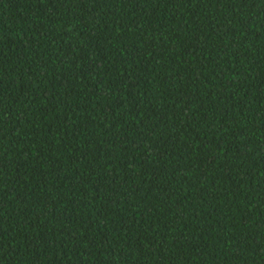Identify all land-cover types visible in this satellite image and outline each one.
<instances>
[{
    "label": "trees",
    "instance_id": "obj_1",
    "mask_svg": "<svg viewBox=\"0 0 264 264\" xmlns=\"http://www.w3.org/2000/svg\"><path fill=\"white\" fill-rule=\"evenodd\" d=\"M0 264H264V0H0Z\"/></svg>",
    "mask_w": 264,
    "mask_h": 264
}]
</instances>
